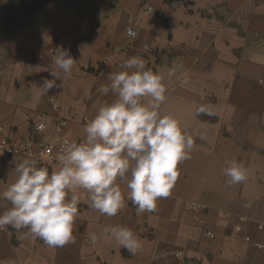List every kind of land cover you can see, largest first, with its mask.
<instances>
[{
    "label": "crops",
    "instance_id": "1",
    "mask_svg": "<svg viewBox=\"0 0 264 264\" xmlns=\"http://www.w3.org/2000/svg\"><path fill=\"white\" fill-rule=\"evenodd\" d=\"M128 27L137 30V40L127 38ZM60 47L70 51L74 67L45 94L43 81L57 70L52 50ZM135 55L163 70L168 91L161 111L195 140L170 195L140 215L126 199L108 217L91 209L88 193L78 190L74 242L49 247L27 229L6 226L0 264H264L255 246L264 243L258 230L264 222V0H50L28 25L0 34V142L17 147L53 140L57 124L66 121L63 136L79 143L86 137L83 122L115 99L98 89ZM168 70L175 75L168 77ZM185 73L182 85L177 77ZM53 99L60 104L57 114ZM200 105L215 115H196ZM40 124L46 129L36 134ZM233 160L244 164L247 179L229 185L224 169ZM22 162L0 151V193ZM44 167L51 172L56 166ZM190 204L204 211L195 213ZM9 208L0 198V213ZM109 226L133 230L142 247L130 254L103 235Z\"/></svg>",
    "mask_w": 264,
    "mask_h": 264
},
{
    "label": "clouds",
    "instance_id": "2",
    "mask_svg": "<svg viewBox=\"0 0 264 264\" xmlns=\"http://www.w3.org/2000/svg\"><path fill=\"white\" fill-rule=\"evenodd\" d=\"M127 33L136 36L131 28ZM53 62L57 70L49 71L52 79L43 81L45 94L59 87L61 73L72 72L75 59L60 47ZM119 68L98 89L104 95L112 93L115 99L102 104L86 123V137L81 142L64 146L51 172L30 159L15 166V181L0 193L11 204L0 213V230L6 226L27 229L28 235L49 247H63L75 240L74 223L81 202L78 190L88 193L91 209L108 217L116 216L126 206V199L140 215L153 212L158 200L170 195L181 175L180 164L191 158L196 147L194 137L177 118L161 111L168 91L162 69L148 67L139 55L125 59ZM174 75V70H168V77ZM177 79L182 85L188 83L186 73ZM200 114L213 116L215 112L200 105L196 115ZM224 173L229 185L247 179V169L236 160ZM120 182L126 185L127 194ZM103 235L132 255L142 247L140 237L127 227L109 226Z\"/></svg>",
    "mask_w": 264,
    "mask_h": 264
},
{
    "label": "built area",
    "instance_id": "3",
    "mask_svg": "<svg viewBox=\"0 0 264 264\" xmlns=\"http://www.w3.org/2000/svg\"><path fill=\"white\" fill-rule=\"evenodd\" d=\"M149 12L154 13L155 10L153 8H149ZM128 28H131L136 33V36L135 37L129 36L127 33V30H126L127 38L130 41L137 40V38H138L137 30H135L132 27H128ZM50 41L52 42V40H50ZM56 49L57 48H54L52 50V54L54 56L56 54ZM144 51L149 52L150 49L148 47H145ZM50 107H51V111L53 113H55V114L59 113L60 104L57 100H55V99L51 100ZM88 121L89 120H85L83 122L84 127ZM67 125H68V122H66V121H61L57 124L56 131H57L58 135L53 140L43 138L37 142L26 143L22 146H17V147L11 146L7 141L3 140L0 142V151L6 153L8 156H13L15 158H19V159H23V160L24 159L34 160L37 163V165H39V166H57L58 165V158L62 154V149L64 148V146L67 143L71 142L70 139L63 136V130L65 129V127ZM45 129H46L45 125L40 124V125L36 126L35 133L41 134V133H43V131ZM0 131H2V130L0 129ZM189 207L195 213H199V212L204 211V208L200 205H197V204H190ZM196 221L200 222L201 220L199 218H197ZM258 230L261 232L264 231V222H262L258 225ZM238 231L239 232L241 231L240 227L238 228ZM208 235L210 237L214 236L212 233H208ZM246 240L250 241L249 238H247ZM255 246L261 252L262 258H264V243L263 244H256ZM180 256H181L180 253L176 254L177 258H180Z\"/></svg>",
    "mask_w": 264,
    "mask_h": 264
},
{
    "label": "rangeland",
    "instance_id": "4",
    "mask_svg": "<svg viewBox=\"0 0 264 264\" xmlns=\"http://www.w3.org/2000/svg\"><path fill=\"white\" fill-rule=\"evenodd\" d=\"M8 1L0 0V34H7L11 32L12 28L20 29L28 25L34 16L33 9L35 7L30 2H27L25 3L26 6L18 4L7 17L5 8Z\"/></svg>",
    "mask_w": 264,
    "mask_h": 264
},
{
    "label": "trees",
    "instance_id": "5",
    "mask_svg": "<svg viewBox=\"0 0 264 264\" xmlns=\"http://www.w3.org/2000/svg\"><path fill=\"white\" fill-rule=\"evenodd\" d=\"M27 2H30L35 8L33 9V14H35L36 11L38 10H41V9H44L46 7V5L50 2V0H9L8 3H7V6L5 8V11H6V14H7V17L8 15H10L12 9H14L15 7L18 6V4H23L24 6L25 3ZM17 30V29H11L10 31L13 32V31Z\"/></svg>",
    "mask_w": 264,
    "mask_h": 264
}]
</instances>
